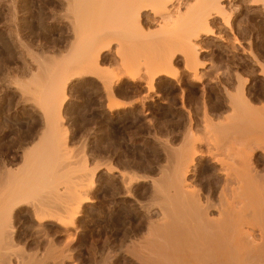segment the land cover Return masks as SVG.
<instances>
[{
    "label": "bare ground",
    "instance_id": "6f19581e",
    "mask_svg": "<svg viewBox=\"0 0 264 264\" xmlns=\"http://www.w3.org/2000/svg\"><path fill=\"white\" fill-rule=\"evenodd\" d=\"M65 1H68V3H67L68 5L66 4L67 5L66 7H68V9H67L68 11L66 10V12H67V15L70 14V17H68L67 19L68 20H69V18L71 19V21H69L70 22L69 24H70V27H72V28H68V29H70V30L72 29V32L74 33L73 41L71 42V40H70L71 44L68 48L69 49L68 52L65 55L63 54L62 55L63 57H60L58 59V61H56V63H54L52 61L54 63V65L52 63V66L49 67L48 66L49 64H47V66H46V67H48L47 70H45L46 68L44 69V67H45L44 62H43V64H44L43 68L40 64H38L41 66L42 69H44L42 71V72H44L43 77L42 78H40V76L38 77L42 81L38 80L39 82L38 81H34L32 83L30 82L31 86L28 84H26L28 86H24L25 84H23L22 86H24V87L19 86V87H22L21 89H22V91H24V93L23 92H21V93L22 94L26 93L25 95L30 94L31 96H28V97L33 96L32 98L35 99V101L38 103L40 108L43 110V114H44L43 117L45 119L44 122H45V125L47 128L44 131H41L44 133H42L43 136L41 138L38 137V138H40V140H38L36 138L38 140V143L35 142V143H37L35 146L33 145V147H32V145H31V147H29L30 149H27L28 151L24 149L25 150V152H23L24 157H22L24 159L23 160L24 163H22V165H21V167L22 166L23 167H22V169L20 168L21 170L19 169V167H17V172H19V173L18 174L16 173L17 175L15 173H13L14 176L16 175L15 177H13V174H11L12 175L11 178H9V176H7V174H6L8 179H11V180L9 182L7 180L6 181V182H8L7 184H4V186H0V264H49L50 260L47 259V261L45 263L46 258L43 255L51 257V259L53 258L52 262H54V260H55L54 257L57 258V256H59L61 254L60 250L65 248L64 246L61 249L59 247L60 252L58 251V253H57L55 248H51L49 246L51 248V251L49 250L50 248L48 247L49 249L47 248V250H45L46 253L44 254L45 251L43 249H45V248H42V250L44 252L42 250H40L41 249V244H39L40 240L38 242L36 241L38 243V247L37 246H34V247L39 248V245H40L39 250L42 251L43 254L42 255L40 253H38V254L43 256L45 259L42 257L40 258L38 254L33 255V253H31V252H30V254H32L33 256L32 255L30 256L28 253L26 254L25 250L27 247L23 248V250H21L20 247L23 244H26L27 241L22 242L23 244L19 247L21 240L16 237V235H15L16 230H15L14 224L11 221L12 212L15 209H18L20 204H27L30 202L32 204V208L34 207V209H32V208L31 209L34 211V214H35V216H34L35 218L34 217H32V218L39 221L38 224L43 223L45 221H52V222L54 221L59 226H62V228L65 227L67 229L69 239L70 238L72 239V236L76 231L72 234L70 232H73L75 228L73 230L71 229L72 230L71 231L68 227L71 228V226H72V228H73L75 222H78L77 218L81 212L80 207L83 204L89 203L91 200L90 196H89V189L87 187H85V185L83 184L84 181H82V178L84 176H82L83 174H81L87 168V166L84 165L87 160H85V163L83 164V166H85V167L80 166V168H83V169H81V170H83L80 173L81 175H78V179L82 181V182H80L81 185H80V183H78V184L76 183V182H78L77 181L78 179L76 176L74 177V175H73L74 179L75 178L77 179V180L75 179L76 180V182H75L74 179H73L74 181L71 179L72 175H70L71 178H69L70 176L66 177L65 175H63L64 171L62 169L61 170L63 172L61 170H56L57 172L58 171L62 172V174H60L61 172L59 173L61 175L60 177H59V175H57V176L55 175L56 178L53 177L55 172L53 173L54 170L52 171V169H53L52 167H54V169H56V167H57L56 166L57 163L54 164V166H53V162L57 161L59 163L60 160L63 159V157L66 158L65 156H67V159H68V155H67L68 153L65 154V156L63 155V157L60 154V153H62V151H63L62 154H64V152L67 151V148H68L67 135L64 139V145L62 144L63 146H61V144H60V146H57V143H60V141H58L59 140L58 134L60 133L59 130H61V129H59V128H60V126H62L60 124V122H62L61 121L62 120V110H63L62 109V101H64V100H61V99L64 95H66V94H63V96H62V93L65 92V90H66L65 86H67L66 84H64V81L68 82L70 80L69 79L70 77H71V79L72 78L74 79L76 77L77 78L78 77H81V78L82 77H92V76L97 77L98 79L101 80V82H102L101 84L104 85L106 92H107L106 94L109 97L108 99H110L108 106L106 105L107 106L106 108H108L110 111L118 110L121 108H126V107L130 106V103H131V102H128L129 103L128 104L127 102L125 103V101L120 102L118 100H114L115 99V93H116V92L114 93V91L116 89L113 91V88L115 87V86H113L114 83H116V82L118 83V82L123 81L125 79L126 80L128 79L129 81H131L133 83L141 81V82H145L148 91H153L154 90L153 88H155L154 85L157 82V80L161 79V82H162L163 81L162 78L168 79V78H173V77L175 78L176 77L175 75L177 74L176 73L177 71L175 69H177V68L174 65V62L176 59L180 60L178 57H181V58L183 57L185 59V64H183L182 68L185 67L186 70L184 68L183 69L185 71H187V70L189 71L190 75H188L189 73H186L188 76H190L188 79L190 80L192 78L190 81L192 82V80H193L194 84H195V82L199 81L198 83H199V85H201L200 82L203 81L201 78L208 76V75H206L203 77L202 75L206 74V71L209 72L211 69L209 70L207 68L209 66L206 67V70H204L205 67L199 68V67H201V63L200 64L198 63V62H200L199 57H198L199 56L198 55L199 40H200L202 35L208 36L211 34L210 23L213 20L215 15H219L218 18L222 17L221 19L224 20V22L222 21L223 24L230 26L226 22L227 21L230 22L229 16L231 14L228 16L227 15V14H229L228 11L224 12V10H225L224 9L225 6H223L224 0H65ZM226 1H224V2H226ZM248 1L251 2L250 3L251 6L255 7L257 5H262L261 7H263V9H264V0H248ZM246 2H247V0H246ZM260 10H261V8L259 9V11ZM261 13H262V11H261ZM253 14H254V12H253ZM65 17H67V16H65ZM227 17L229 20L227 19ZM262 18H264V17H262ZM260 24L262 25V23H260ZM226 25H225V27H226ZM242 25H240V26H242ZM243 26H245V25H243ZM242 28H244V27H242ZM251 31H250V33H251ZM243 33H244V30H243ZM245 33H246V30H245ZM247 33H249V32H247ZM245 37L243 38L244 40H246ZM248 41H251V40H248ZM248 41H246L245 43L248 44ZM250 43L251 42H249V44ZM225 45L227 46V44H225ZM228 46L230 47V45H228ZM242 47H244V46H242ZM247 48L248 47H246V49ZM249 48H248V50H249ZM224 50L226 51L228 49L225 48ZM248 50H246V51L249 52V54H251V53L253 54V52H250L251 50H249V51ZM228 52H229V50H228ZM252 56H254V54ZM105 59H109V60L111 59V61H112L111 66L112 67H113V63H115L114 67H117L115 72L112 70V68H111V70L108 69L107 67L105 68V66H104ZM184 59H181V60L184 61ZM37 62H38V60L36 61V63ZM180 62H178V64ZM116 64H117V66H116ZM215 67L213 65L212 69L214 70ZM217 68H218V66H217ZM229 68H231V66H229ZM226 69H228V68H226ZM261 70L263 72L262 68H261ZM215 71H213L214 72L213 74L216 75L217 71H216V73H215ZM220 71L221 70H219V72ZM228 71H230V70L228 69ZM174 72L176 74H174ZM203 72H205V73H203ZM179 74L180 73H178L177 76H180ZM220 74H221V72H220ZM222 74H221V76L225 78V76H223ZM234 74H236V73H234ZM262 74L264 75V72ZM209 75H211V74L209 73ZM212 75L208 76V77L212 78L213 77ZM186 76H184V77H186ZM228 76H230V74ZM216 77L218 78L219 76L216 75ZM216 77H213V78H215L214 80H216ZM237 77H238V73H237ZM38 78H35V79H38ZM77 78H76V80H77ZM213 78H212V80H213ZM224 78H223V81L225 80ZM226 78H230V77H226ZM238 78H240L239 81L243 80V79L241 80L242 77H240V76ZM184 79H182V80H184ZM205 79H207V78H205ZM218 79L216 81H219ZM66 80H68V81H66ZM168 80H170V79H168ZM168 80H166V82ZM178 80H181V78ZM189 80H186V81H189ZM212 80H211V82L214 81V80L213 81ZM80 81H83V80H80ZM86 81H88L87 78H86ZM173 81L175 82L174 79H173ZM227 81H229V83H230L231 80L229 79ZM239 81L237 80L238 83H239ZM98 82H99V80H98ZM126 82H128V81H126ZM164 82H165V79H164ZM206 82L208 83L209 81H206ZM219 82L221 83L222 80H220ZM23 83H25V82H23ZM139 83H137V84L139 85ZM177 83L179 85V81H177ZM224 83H225V81L222 82L221 84H224ZM62 84H63V86H62ZM206 84L204 82L202 85L207 86ZM216 84H218V83H216ZM216 84H215V86H216ZM142 85H144V83ZM176 85L177 84H174V86H176ZM239 85L242 86V83H240ZM239 85H237V86L240 88ZM243 85L245 88V84H243ZM212 86L215 88L214 85H212ZM124 87H126V86H124ZM139 87H141V86H139ZM218 87H216L215 90H217ZM220 87L223 88V86H221V85H220ZM238 87H237V90L239 89ZM179 88H181V87H179ZM224 88L228 89V87H226V86ZM241 88L237 91V94H234V95L229 94L227 96L229 99L227 101V102H229L228 103L229 105L226 106V108L223 107V108L227 109L226 111H225V109L223 111H220V109H219L220 107L218 108L219 111L213 110L215 108V106L213 109L211 108L212 110H209L208 108H206L208 106H205L204 112L199 110L200 112H203L202 118H201V115H199V114H198L199 118L197 117V118L192 119V117L189 116L190 123H189V126L187 128L190 127V124H191V126H197L196 131H199V129L203 128L202 129L203 133L200 132V133H202V134H200V137L203 135L202 136L203 138L202 137L199 138V136L196 135L197 132H196V134H194V132L192 130L195 131V129L190 128L191 130L189 131L186 128L188 130V132H186L187 130L184 132H186L188 134L186 135L183 133L184 136H186V137H184V139H185L184 143L182 142L181 143L182 145H180L179 148H177V147L173 148L175 145L170 146L172 148L168 147V148H170L169 149V155L167 152L166 156L167 157L169 156V159L165 157L166 159H168V164H167V162H165L167 164V166L162 165V166H164L162 168V166L160 165L161 166V169H160V166L158 164V162H160V159H162L161 156L164 153L159 157V160H156V161H158L157 162V168L159 166V168H158L159 171H157L158 174L156 172L157 177L153 176V178L150 179L151 181L149 180L152 184L151 190H153V194H151V195H154V197H155L154 198L152 196L153 197L152 199H154V206H153V204H152V206L151 205L148 206V207H153L152 209L151 208H145L144 206H146V204L144 206H142V207H144L142 209H144V210L146 209L143 213V216L145 218L144 220L147 221V225L145 224L146 225L145 227L142 226L143 228H141V229L144 232L141 231L143 234L142 233L139 234L140 236L142 235L141 238L139 237L140 239L137 237L138 243H136V242L134 243V239H132L133 241H130L131 239L129 237L132 236V233H131V235L129 233L130 236L128 238L130 240H128L126 238L124 241V238H123L122 243H123V241H124V243L126 241L130 242V244L126 243V244H128L126 246V248H123V246L125 244H123V246L121 247V249L123 248L122 250L126 249V251H124V252H126V254L128 255L127 258H129V260H130V261L128 260L129 262H127V260L123 261V262H127V264L131 263V261H134L136 264H264V106L261 103H260V106H258V104H257L259 102H263L262 99H261V101L259 100V102H256L257 105H253L254 102L253 103L250 102L251 100L248 98L254 93V91H253V93L247 94V93H250V91H251L250 87L247 89L249 92H246V94L248 96L250 95L248 98L246 97V94L244 92V91H247V90H245L247 87L245 89L244 88L241 89ZM263 88H264V86H263ZM205 89H207V88H205ZM205 89H202V90H205ZM210 89L212 90V87ZM124 90H125V88H124ZM182 90L183 89H180L179 91H182ZM218 90H221V88ZM231 90H230V93H234L233 91L231 92ZM260 90H261L260 93H262L263 92L262 89H260ZM205 91H207V90H205ZM205 91H203V92H205ZM226 91H227L226 94L229 93V90H226ZM203 92H202V94H204ZM220 92L222 93V91H219V93ZM224 92H225V90H224ZM124 93H125V91H124ZM207 93L208 92H205L206 95H207ZM147 94H149V93H147ZM202 94H201V96H202ZM205 94H204V96H205ZM209 94L210 93H208V95ZM118 95H119V92H118ZM126 95H128V94L126 93ZM145 95H146V93H145ZM150 95L151 94H149V96ZM212 96H213V94L210 97H212ZM256 97H258V96H256ZM179 98L181 99V100L179 99L180 101H182V102L185 101L184 99H182V93H181V97H179ZM220 98L223 99L222 97H220ZM253 98L256 99L255 97H253ZM202 99L204 100V97ZM208 99H209V97L206 100H208ZM216 99H217V96L215 98V101H217ZM221 99H219V101H220L219 105L222 104ZM254 99H252V101ZM203 100H201V101H203ZM208 101H210V100H208ZM223 101H225V100L223 99ZM255 101H258V100L256 99ZM189 102H190V100H189ZM196 102H198V101H196ZM199 102H200V100H199ZM207 102L204 103V105L205 104L207 105ZM213 102H212V104L216 103V102H214V103ZM190 103L192 104V102H190ZM183 104L181 103V105H183ZM191 104H190V107H191ZM185 105H183V106H185ZM193 105L194 104H192V106ZM261 105H262V107H261ZM176 106H178V105H176ZM201 107H202V105H201ZM201 107H198V109ZM177 108L178 107H176V109ZM191 108H189V109H191ZM185 109H188V108L185 107ZM196 109H194V110H196ZM199 111H198V113H200ZM182 112L185 114V111H182ZM189 112H190L189 114L192 115L194 111L192 112V114H191V111H189ZM196 114L197 113H195V116H196ZM179 115L178 116L176 115V116L180 117ZM40 117H42V114ZM183 117H184L183 119H185V116H183ZM42 119H41V122H42ZM183 119L181 118V120H182V122L180 124L181 126H182V123L184 122ZM176 122H178V121H176ZM188 122H189L188 118H187V122L185 119V123L187 124ZM185 123H183V124H185ZM176 125H177V123H176ZM178 126H179V124H178ZM179 128H178V130H179ZM174 131H175V129H174ZM154 136H156V133ZM31 137H30V139H31ZM26 138L29 139V137H26ZM32 138L35 139L34 137H32ZM158 138L159 137H157V145H160L162 143V142H160V139L162 137L159 138V140H158ZM23 139H20V141ZM25 139H24V141H25ZM28 139H27V141H28ZM30 139H29V141L31 142L32 140H30ZM178 140H179V138H178ZM182 140H183V138H182ZM27 141H26V143H27ZM54 141L55 142L58 141V142H56V145H55ZM155 141L156 140H154V142ZM158 141L160 142V144H158ZM161 141H164V140L161 139ZM26 143L24 142L23 144H26ZM164 143L166 144V141L163 142L161 147H163ZM178 143L177 144L174 143V144L178 145ZM28 145H30V144H28ZM157 145H156V147H157ZM169 145H167V146H169ZM25 147L27 148L26 145H25ZM60 147H64L63 150ZM164 147H166V145ZM19 148H20V146H19ZM158 148H160V147L158 146ZM165 149L163 148V150L161 152H166ZM24 150H22V151H24ZM60 150H62V151L60 152ZM69 150H70V147H69ZM15 151H17V150H15ZM158 151H159V153H161L160 150H158ZM167 151H168V149H167ZM56 152H58L57 155H56ZM10 153H11V151L8 152L7 155ZM258 153L261 154V156H262L261 158L263 160H258V156H257ZM12 154L14 155V151ZM19 155L21 156V154H19ZM15 156H13V157H15ZM57 156H61V159H59V157H57ZM164 156H163V158H164ZM13 157H12V159H13ZM16 157L14 158V160L15 159L17 160L18 157L17 158ZM5 160L9 161V159H5ZM14 160H13V162H14ZM64 160L65 159H63L62 162ZM152 161H154V160H152ZM152 161H149V163ZM205 161H207L210 164V166H208V168L203 167V169H204V171H203L201 169V165L204 164L203 162H205ZM62 162H60L61 165H64L65 163L62 164ZM65 162H66V160H65ZM155 162H153V163L155 164ZM19 163H20V161H19ZM145 163H147V162H145ZM160 163H162V162H160ZM3 164H0V166L1 165L4 166ZM16 165H18V164H16ZM145 165H147V164H145ZM13 166H14V164H13ZM67 167H68V165H67ZM102 167H104L103 164H102ZM105 167H107V166H105ZM148 167L149 166L147 165L146 170H145V168H143V169L145 171H147L149 169ZM152 167H153V165H152ZM209 167H210V169H209ZM65 168H64V170H65ZM95 168H98V167H95ZM107 168L109 169V166ZM108 169H107V171H108ZM110 169L112 171L114 170L113 167ZM1 170H4V169H1ZM12 170H14V169H12ZM66 170H67V168H66ZM96 170H93V171H96ZM104 170L106 171V169H104ZM150 170L151 169H149V171ZM69 171L71 173L75 172L74 170L71 171L70 168H69ZM69 171H67V173ZM10 172H8V175H10ZM111 172H109V173H111ZM127 172H126V174H125V171L120 172L119 174H121V175L125 174V176H126L129 174V173L127 174ZM141 172H143V171H141ZM84 174H87V171H86V173L84 172ZM93 174H92V176H93ZM104 174H106V173H104ZM148 174L150 175L151 173H148ZM2 175H3V173H2ZM2 175H1V177H2ZM62 175L66 177L67 181H65V178H64V184L61 187V185H62L61 183H63L62 182L63 178L61 179ZM144 175H146V174H144ZM85 176L87 177V175H85ZM132 176L136 178V176H134V175H132ZM99 177H101V176H99ZM121 177L126 178L127 176L126 177L121 176ZM131 177H130V179L132 180ZM12 178H14V179H12ZM52 178H55V180H53ZM57 178L60 179V181ZM67 178H69V180ZM107 178H108V176H107ZM115 178H119V176L115 177ZM123 178H122V180H123ZM135 178H133V180H132L133 182H135L134 181ZM146 178L145 179L148 180L149 177H146ZM141 179L144 180V177L141 176ZM4 180H5V178H4ZM57 180H58L59 184L57 183ZM83 180H84V178H83ZM108 180H112V179H106L107 182H108ZM114 180L115 179L113 178L112 181H114ZM116 180L118 182V179H116ZM122 180H120V181L123 182ZM125 180H127V179H125ZM129 180H128V182H129ZM131 180H130V184L132 182ZM88 182H91V180L90 181L88 180ZM133 182H132V184H133ZM1 183H2V181H1ZM1 183H0V185H1ZM84 183H86V182H84ZM112 184L114 185V183H112ZM115 184H116V182H115ZM122 184L123 183L118 184V185L121 187ZM136 184H138V183H136ZM135 185L133 184V187ZM115 186H117V185H115ZM131 186L132 185H130V188L132 189ZM142 186H144V185H142ZM149 186H151L150 183H149L148 187ZM115 188L117 189V187H115ZM115 188H114V190H115ZM128 188L129 187H127V189ZM135 189H136V186H135ZM44 190H45V192H44L45 194L50 193L49 196L51 195V199L49 197V198H46L45 200L43 199L44 202H41L42 199L41 200L36 199L37 198L36 193H40L41 191L43 192ZM122 190H124V189H121V191ZM115 191H117V190H115ZM149 191H147L148 194H150ZM129 192H130V190H129ZM121 193H119V194H121ZM131 193H132V191H131ZM133 193L132 194L126 193V195L132 196ZM40 194L38 196H40ZM123 194H125V192ZM46 195L42 196L41 198L47 197ZM144 195H143V197H145ZM147 196L149 197V195H147ZM147 196L145 198H148ZM127 198H128V196H127ZM47 199H49V200H47ZM135 200H137V199H135ZM144 200H146V199H144ZM35 201H38V204L36 203V205H35L34 204ZM151 201L152 200H150V202ZM135 202L137 203V201H135ZM150 202H148V204ZM31 204H30V206H31ZM143 204H144V202L142 203V205ZM138 207H140V206H138ZM141 213H140V215H141ZM34 214H32V215H34ZM56 223H54V225ZM142 223L143 222H141V224ZM140 226L141 225H139L138 227H140ZM37 229H38V227H37ZM135 229L136 228H134V230ZM44 230H43V232L45 233ZM48 231H47V233H48ZM125 231H126V229H125ZM137 231H139V230L137 229ZM137 231L135 232V234L138 233ZM65 232H66V230H65ZM115 232H118V231L115 230ZM128 232H130V231H128ZM131 232H133V231L131 230ZM122 233H123V231H122ZM126 233H127V231H126ZM46 234H45V236L47 238L48 235H46ZM111 234H113V232ZM49 235L51 237L52 234H49ZM66 235H65V237H66ZM114 235H112V236H114ZM53 236H54V233H53L52 237ZM125 236H123V237H125ZM135 236L136 235H134L133 237H135ZM46 238H45V240H46ZM52 239H53L52 241H54L55 238H52ZM73 239H72V241H73ZM119 239H121V238H119ZM105 241H107V243L110 242L108 240H105ZM105 241H104V244L106 243ZM18 242H20V243L18 244ZM48 242H50V240H48ZM66 242H67V244H69L70 241L69 242L66 241ZM95 242H97V241L95 240ZM113 242H115V241H113ZM54 243H55V241H54ZM29 244H30V242H29ZM34 244H35V242H34ZM34 244H32V245H34ZM56 244H57V242H56ZM71 244H72V242H71ZM99 244H101V243H99ZM48 245H49V243H48ZM48 245H46V246H48ZM110 245H108V246H110ZM112 245H113V247L116 246L115 244H112ZM112 245H111V247H112ZM119 245H122V244H119ZM44 246H42V247H44ZM53 246H55V245H53ZM58 246H56V248H58ZM30 247L33 250L34 247L33 246H30ZM94 247H93V249H95ZM96 248H98V247H96ZM53 249H55V250H53ZM66 249L68 250V247ZM66 249H64V250H66ZM69 249H71V247H69ZM27 251H29V250H27ZM47 251H49V252L54 251V254H52L53 256L55 255V251H56V255L57 254L58 255L54 256V257L50 256V254H47ZM66 251H65V253H66ZM69 251L70 250H68V253H69ZM95 251H97V250H95ZM112 251H113V249H112ZM114 251H116V250H114ZM121 251H119L118 253H121ZM37 252H36V249L34 248V254ZM114 254H116V252ZM60 257H62V255H60ZM60 257H58L56 260L61 259ZM64 257L65 258L69 257V255H65V256H63V258ZM119 257H121V256H119ZM65 258L62 260H65ZM108 258H110V257H108ZM124 258L122 256V260ZM66 259H68V258H66ZM69 259H71V256L69 257ZM56 260H55V262H57ZM62 260H61L60 264H67V263H64V261H62ZM71 261L68 260V262H71ZM105 261L103 260L102 263ZM58 262H57V264H58ZM73 263H74V260H73Z\"/></svg>",
    "mask_w": 264,
    "mask_h": 264
},
{
    "label": "rangeland",
    "instance_id": "374dc122",
    "mask_svg": "<svg viewBox=\"0 0 264 264\" xmlns=\"http://www.w3.org/2000/svg\"><path fill=\"white\" fill-rule=\"evenodd\" d=\"M224 1H226V0H224ZM224 1H223V6H225L224 12L228 11L229 14L226 13L228 16L231 14L229 16L230 22H228V21L226 22L230 26L223 24L224 20L221 19L222 17L218 18L219 15H215L216 17L214 16L213 20L210 23V31H211L212 35L211 34L208 36L202 35L200 40H199V47H198V55L199 56L198 57H199L200 62H198V63L199 64L201 63V67H199V68L205 67L204 70H206V67L209 66L207 68L209 70L211 69L209 72L206 71V74L202 75L203 77L206 75L211 76L214 73L213 71L216 70L217 73H216V71H215V73H216V75L219 76L218 77L219 79L216 77L215 74H213L212 76L216 77V80L217 79L219 81L222 80V82L225 81V83L227 85L225 83H224L225 85L221 84L222 82L220 83L219 81L214 80L215 78L212 77L214 80L213 81L212 78L208 77V76L201 78L203 80L200 82L201 85H199V83H198L199 81L195 82V84H194L193 80H192V82L190 81L192 78L190 80L188 79L190 77V76H188V75H190L189 71L188 70L185 71L186 70L185 67H183L185 70L182 68L183 64H185V59L183 57L182 58L178 57L180 60L176 59L174 62V65L177 68V69H175L177 72L176 71L175 72L177 74L180 73L179 74L180 76H177V74L174 72V74H176L175 76L177 77V78L175 77L176 79L174 77L168 78L170 80H168L167 78H164L165 82H164L163 78H162V80H163L162 82H161V79L157 80V82H156L157 84L155 83V85H154L155 88H153L154 90L152 89L153 91H148L145 82H141V81L134 82L135 83L134 84L133 82L129 81L128 79L127 80L122 79L123 81H120L118 83L117 82L114 83L113 86H115V87L113 88V91L115 89L117 90V91L116 90L114 91V93L116 92L114 100H118L120 102L125 101V103L126 102L127 103L131 102V103H130V106H128L126 108H121L118 110L110 111L108 108H106L109 104L110 99H108L109 97L106 94L107 92H106L104 85L101 84L102 83L101 80L98 79L97 77H94V76L82 77V78L78 77L79 79L76 77L77 80H76V78L71 79V77H70L69 81L66 80L68 82L64 81V84H66L67 86L64 85L66 87V90H65V92L62 93V96H63V94H66V95H64L65 97L63 96L61 99V100H64V101H62V109H63L62 110V120H61L62 122H60V124L62 126H60V128H59V129H61V130H59L60 133L58 134V138H59L58 141H60V143H57V146H60V144H61V146L64 145V139L67 135V138H68L67 139V142H68L67 151L64 150L65 152H64V154H62L63 153L62 150L64 147H60L62 149V150H60V152L62 151V153H60V154L63 157V155L65 156V154L68 153L67 154L68 159H67V156H65L66 158L63 157V159H65L66 162H65V160L62 162L63 159L60 160V162H62V164L65 163L64 165H61V163L60 162L58 163L57 161L53 162V166H54V164L57 163L56 164L57 167L55 166L56 169H54V167H52L53 168L52 171L54 170L53 173L55 172L53 177L56 178L57 175H59V177H60L61 176L60 174H62L63 171H64L63 175H65L66 177H69L70 175H72V178H71V176L69 177L72 180L74 179L75 176L78 179V175L83 174L82 176H84L83 177L84 180L82 178V181L86 182V183L83 182V184L85 185V187H87L89 189V196H90L91 200L89 203L83 204L80 207L81 212L77 218L78 222H75V224H74L75 227L74 226H73V228H72V226H71V228L68 227L70 230L71 229L73 230L74 228L76 229V230L74 229L73 232L69 231L72 234L76 231L75 232L76 234L75 233L73 234L74 237L72 236V239L74 238L73 241L71 238L69 239L67 229L65 227H63L64 228L63 229L62 226H59L54 221L53 222L56 223L55 225L52 221H45L43 223L38 224L39 221L34 219L35 214H34V211L32 210V209H34V207L32 208V204L30 202L29 203L31 204V206L29 203H27L28 205L27 204H20L21 206L19 205V208L15 209L13 211L14 213L12 212L11 221L14 224V227L16 230L15 231L16 237L21 240V243L18 242V244L20 243L19 247L23 244L22 242L27 241V243H26L27 245L23 244L21 246L22 248L20 247L21 250H23V248L27 247L26 250L24 249L26 254L28 253L31 256L32 255V254H30V252H31V253H33V255H36L38 253H40L42 255L43 252L45 250H47V248L49 246L51 248H55L57 253H58V251L61 248H63V246H64L65 248L60 250L61 251L60 255H62V257H60V255L57 256L58 254L56 255V251H55L54 256H57V258L60 257L61 259H59V260H56L57 258H55L52 255V254H54V251H52L53 253L47 251V254H50V256H53L57 262L59 261L58 264H60L61 260L65 258V257L63 258V256H65V255H69V257L71 256V259H69V257H66L68 259L65 258V260H62V261H64V263H67V264H72L73 260H74L73 264H124V263L127 264V262H129L130 260H129V258H127L128 255L126 254V252H124V251H126V249L125 250H122V249L126 248V246L128 245L126 243L130 244V242L126 241L124 243V241L127 238L128 240L131 239L130 241H133L132 239H134V243L135 242L138 243L137 239L139 237L141 238V236H142V235L141 236L139 235L140 233H142L141 231H143L141 228H143L147 225V221L144 220L145 218L143 216V213L146 209L144 210L142 208L145 207V208H151L152 209L153 207H148V206L149 205L152 206V204L154 206V199H152L154 197V195H151V194H153V190H151L152 184L150 182L151 181L150 179H152L153 176L157 177L156 175L158 174L157 171H159L158 168L160 165L161 166L162 165L167 166L169 156L167 157L166 155H167V152L169 155V149L172 148L170 146L175 145L173 148H176V147L179 148L180 145H182L181 143L182 142L184 143V140H185L184 137H186V136H184V134L187 135L188 133H186V132H188V130L190 131L191 130L190 128L195 129V131L194 130H192V131L194 132V134H196V132H197L196 135H198L199 138H201L203 136L202 135L200 137V134L203 133V130H202L203 128L199 129V131H196L197 126H191V124H190V127L187 128L189 126V123H190L189 116H191L192 119H194V118H197L199 115H201V118H202L205 106H208L206 108H208L209 110H212L215 106V108L213 110L219 111V109H220V111H223L226 108V106L229 105L228 104L229 102H227L229 100L227 96L229 94H233V95L237 94V91L241 87L244 88L243 84H245V88L247 87L246 89L244 88L245 90H247L250 87V90L252 91V92L250 91V93H247V94H251L254 91V93L252 94L253 96L249 95L250 97L246 94V92H249V91L248 90L244 91L246 94V97L247 98L249 97L248 99L251 100L250 102L251 103L254 102L255 104L253 103V105L258 104V106H260V103H261L264 106V103H263L264 102V99H263L264 98V95H263L264 94V88H263V86H264V75L262 74L264 72V21H263L264 18H262V17H264V9H263V7H261L262 5H257L259 8L257 6H255V7L251 6V4H250L251 2L248 0H247L248 3L246 2V0H227L226 2H224ZM67 3H68V1H65V0H0V164L4 163L3 164L4 166L1 165L3 168L0 166V170L4 169V170L0 171L1 172L0 173V183L2 181L0 186H4V184H7L11 180V179H8L7 176H9V178H11L12 177L11 174H13V173L18 174L19 173V172H17V167H19V169L20 168L22 169V167H23V166L21 167L22 163H24V161H23L24 159L22 158V157H24L23 152H25V150H27V149H30L29 147H31V145H32V147H33V145L35 146L38 143V140H40V138L43 136L42 133H44V132H41V131H44L47 128L45 125V122H44L45 119L43 117V115H44L43 110L40 108V106L35 101V99L32 98L33 96L28 97V96H31L28 93H27L28 95H25L26 93L22 94L21 92L24 93V91H22L21 88L24 86H28V85L31 86L32 82L40 80V78L43 77V73H44L42 71L45 68H46L45 70L48 69V67H46L47 64H49L48 65L49 67L52 66L53 62L56 63V61H58V59L60 57H63L62 56L63 54L65 55L68 52V50H69L68 48H69V46H70V44L74 38L73 37L74 33L72 32V29L71 30L68 29V28H72V27H70V24H69L70 23L69 21H71V19L70 18H69V20L67 19L68 17H70V14L67 15V12H66V10L68 9V7H66L68 5ZM260 8H261V10L259 11ZM261 11L263 14L261 13ZM253 12H254V14H253ZM65 16H67V17H65ZM227 19H228V17H227ZM260 23H262L263 26ZM242 24L245 26H243ZM225 25H226V27H225ZM240 25H242V26H240ZM240 27L241 28L244 27V28L241 29ZM243 30H244V33H243ZM245 30H246V33H245ZM250 31H251V33H250ZM247 32H249V33H247ZM249 35L250 36L252 35L251 36L252 38ZM244 37L246 40L243 39ZM70 40H71V42H70ZM248 40H251V41H248ZM246 41H248V44H249V42H251V43L248 45L247 43H245ZM225 44H227V46ZM228 45H230V47ZM242 46H244V47H242ZM246 47H248V48L250 47L249 50H251L250 52H253L254 56H252L253 55L252 53L249 54V52L246 51V50H248V48L246 49ZM223 48L228 49L229 52H228V50L225 51ZM181 59H184V61ZM37 60H38V62L36 63ZM43 62L45 64L44 69H42L43 65H44ZM178 62H180V63L178 64ZM54 63H53V65H54ZM104 63H105L104 64L105 68L107 67L110 70L112 68V70L114 72L116 71L117 67H114L115 63H113V67L111 66L112 65L111 59L110 60L105 59ZM38 64H40L42 66V68ZM213 65H214V67L216 66L214 68V70L212 69ZM116 66H117V64H116ZM217 66L219 69L217 68ZM229 66H231L232 69L229 68ZM226 68H228L230 71H228V69H226ZM261 68L263 69V72H262ZM219 70H221L220 72H221V74L223 73L222 75L225 76V78L221 76ZM233 72L236 74H234ZM186 73H189V74L187 75ZM203 73H205V72H203ZM209 73L211 75H209ZM237 73H238V77L239 76L242 77L241 78V80L243 79L242 81H239L240 78L237 77ZM229 74H230V76H228ZM39 76H40V78H38ZM184 76H186V77H184ZM226 77H230V78H226ZM35 78H38V79H35ZM86 78L89 82L86 81ZM180 78H181V80H178ZM184 78L185 79L187 78L186 80H189V81H186ZM205 78H207V79H205ZM223 78L225 79L224 81H223ZM173 79L175 80V82L173 81ZM182 79H184V80H182ZM204 79L206 81H209V82L207 83ZM229 79L231 80L230 83H229V81H227ZM80 80H83V81H80ZM91 80L92 81L94 80V81L92 82ZM98 80H99V82H98ZM166 80H168L169 82L168 81L166 82ZM176 80L179 81V85L181 84L180 86L178 85ZM211 80L213 82H211ZM237 80L239 81V83L237 82ZM40 81H42V80H40ZM126 81H128V82H126ZM23 82H25V83H23ZM204 82H205V84L207 83L206 84L207 86L202 85ZM137 83H139V85ZM141 83L142 84L144 83L145 86L142 85ZM216 83H218V84H216ZM240 83H242V86L239 85ZM23 84H25V85L22 86ZM26 84H28V85H26ZM174 84H177L181 88H179L177 85L174 86ZM215 84H216V86H215ZM212 85H214L215 88ZM220 85L223 86V88L220 87ZM237 85H239L240 88ZM19 86H22V87H19ZM62 86H63V84H62ZM124 86H126V87H124ZM139 86H141V87H139ZM225 86L228 87V89H225L224 88ZM211 87H212V90L210 89ZM216 87H218L217 90H215ZM237 87L239 88L238 90H237ZM124 88H125V90H124ZM201 88L202 89L207 88V89H205L207 91L202 90ZM220 88H221V90H218ZM180 89H183L184 91L183 90H182L183 92L179 91ZM223 89L225 90V92ZM260 89H262V91H263L262 93H260V91H261ZM226 90H229V93L226 94V92H227ZM230 90H231V92L233 91L234 93H230ZM124 91H125V93H124ZM203 91L208 92L210 94L208 95V93H207V95H206L205 92H203ZM219 91H222V93L220 92L221 93L220 94ZM118 92H119V95H118ZM202 92L205 94V96H204V94H202ZM126 93L128 95H126ZM145 93H146V95H145ZM147 93H149L151 95L149 96V94H147ZM181 93H182V99L185 100L183 102L180 101L181 99L179 98V97H181ZM201 94H202V96H201ZM212 94H213V96L210 97ZM216 96H217L216 100L218 102L215 101ZM256 96H258V97L260 96L261 98L259 97L260 98L259 99ZM203 97H204V100L202 99ZM208 97H209L208 100H210V101L206 100ZM220 97H222L226 102L223 101V99H221ZM253 97H255L258 101H255L256 99H254ZM210 98L211 99L213 98L212 100L216 103H214ZM251 98L254 100L252 101ZM198 99L200 100L201 103L199 102ZM219 99H221L223 101V102L221 101L222 104H220V105H219V103H220ZM261 99L263 102H259V100L261 101ZM189 100H190V102H192V104H194L193 106L189 102ZM201 100H203V101H201ZM196 101H198L199 103ZM206 102H207V105L206 104L204 105V103H206ZM212 102L215 105L212 104ZM256 102H259V103L256 104ZM181 103L182 104L184 103L183 105H185V104L186 105L183 106V105H181ZM190 104H191L192 108L190 107ZM176 105H178V106H176ZM201 105H202V107H201ZM176 107H178V108L176 109ZM185 107L188 109H185ZM198 107H201L202 109L201 108L198 109ZM223 107H225V108H223ZM261 107H262V105H261ZM189 108H191L192 110ZM194 109H196L197 111ZM199 110L203 111V112H200ZM226 110L227 109H225V111ZM182 111H185V114ZM189 111H191V114L193 111L194 112L192 115H190ZM198 111L200 113H198ZM195 113H197L196 116H195ZM41 114H42V117H40ZM176 115L177 116L179 115L182 119L184 118L183 116H185L186 122H187V118H188V120H189V122L187 123L188 125L185 123V119H183V121H184L183 123H185L186 125L182 123V126H181L180 124H181L182 120L180 117H177ZM41 119H42V122H41ZM175 120L178 122H176ZM174 121L177 123V125ZM178 124H179V126H178ZM154 126L156 128L158 127L159 129L158 128L156 129ZM178 128H179V130H178ZM174 129H175V131H174ZM184 131H186V132H184ZM200 132H202V133H200ZM155 133H156L157 137H159V138L162 137L161 139L164 140V141H161V139H160V142H162L161 144L158 141V144H160V145H157V137L154 136ZM31 136L34 137L35 139L37 138L38 140L36 139L37 140L36 141ZM24 137L25 138L29 137V139L31 137L30 140H32V141L30 142L28 138L25 139ZM38 137H40V138H38ZM181 137L183 138V140ZM23 138L25 139V141ZM159 138H158V140H159ZM178 138H179V140H178ZM20 139H23V140L20 141ZM27 139H28V141H27ZM154 140H156V141L154 142ZM23 141L25 143L27 141V143L23 144L24 143ZM58 141H56V142H58ZM165 141H166V144L164 143L163 147H161L163 142H165ZM35 142H37V143H35ZM56 142H55V145H56ZM174 143H176V144L178 143V145H176ZM28 144H30V145H28ZM25 145L27 146V148L25 147ZM156 145H157V147H156ZM165 145L167 148L164 147ZM167 145H169V146H167ZM19 146H20V148L21 147L22 148L20 149ZM158 146L161 149L158 148ZM69 147H70V150H69ZM168 147H170V148H168ZM163 148L164 149L166 148L165 149L166 152H161L163 150ZM14 149L17 151H15ZM167 149H168V151H167ZM22 150H24V151H22ZM158 150H160L161 153H159ZM10 151H11V153L7 155V153ZM13 151H14V155L12 154ZM58 152H56V155ZM19 154H21V156ZM11 156L12 157L15 156L17 158V160L16 159L14 160L15 157H13V159H12ZM61 156H57V157H59V159H61ZM160 156L162 158V159H160V162H162V163L156 161V160H159ZM163 156H164V158H163ZM257 156H258V160H263L261 158L262 156L260 153H258ZM165 157L168 159H166ZM5 159H9V161H7ZM13 160H14V162H13ZM85 160H87L86 161L87 164L85 163ZM152 160H154V161H152ZM19 161H20V163H19ZM149 161H152V162L149 163ZM145 162H147V163H145ZM153 162H155V164ZM157 162L159 164L158 168H157ZM165 162H167V164ZM205 162H203L204 164L201 165V169L203 171H204L203 167L208 168V166H210V164L207 161H205ZM15 163L18 165H16ZM7 164L8 165L10 164V165L8 166ZM13 164H14V166H13ZM83 164L87 166L85 171L81 170L83 168H80V166L85 167V166H83ZM102 164L104 167L109 166V169L107 167H105V168L102 167ZM145 164H147L149 166L148 168L151 169L150 170L151 172L149 171L148 168H147L148 170L145 171L146 166H147ZM67 165H68V167H67ZM152 165H153V167H152ZM111 166L114 168V170H113L114 172L110 169V168H112ZM161 166H160V169H161ZM164 166H162V168ZM65 167L67 168V170ZM95 167H98V168H95ZM64 168L66 171L64 170ZM69 168L71 169V171L74 170L75 172L71 173L69 171ZM143 168H145V170ZM12 169H14L15 171ZM104 169H106V171ZM107 169L109 172H111V171L112 172L109 173L107 171ZM209 169H210V167H209ZM56 170H61L62 172L60 171L61 172L60 173L59 171L57 172ZM93 170H96V171H93ZM67 171H69L70 173L69 172L67 173ZM82 171H83V173H81ZM86 171H87V174H84V172L86 173ZM124 171H125V174L128 171L127 174L128 173L129 174L126 175L127 177L123 173H122L123 175L119 174L120 172H124ZM141 171H143V172H141ZM8 172H10L11 176L8 175ZM156 172H157V174H156ZM2 173H3V175H2ZM104 173H106V174H104ZM148 173H151V174L149 175ZM6 174H7V176H6ZM92 174H93V176H92ZM144 174H146V175H144ZM1 175H2V177H1ZM63 175L61 177V179L63 178L62 179L63 183H61L62 184L61 187L64 184V178H65V181H67L66 177ZM73 175H74V177H73ZM85 175H87V177ZM112 175L113 176L115 175V176L113 177ZM132 175L136 176V178L133 177ZM15 176L13 174V177H15ZM99 176H101V177H99ZM107 176H108V178H107ZM118 176H119V178H115ZM121 176H124L126 178H123ZM141 176L144 177L145 181L143 179H141ZM85 177L89 181L91 180V182H88V180ZM130 177L132 178V180H133V178H135V180H134L135 182H133L130 179ZM146 177H149L148 180H146L147 179ZM4 178H5V180H4ZM55 178H52V179L55 180ZM69 178H67V179L69 180ZM113 178L115 179L114 181H112ZM122 178H123V180H122ZM128 178L133 182L134 185L136 183H138L135 185L136 189H135V186L133 187L132 182L130 184V180ZM12 179H14V178H12ZM106 179H112V180H108V182H107ZM116 179H118V182L120 180H122L123 182L120 181L118 183ZM125 179H127V180H125ZM7 180H8V182H6ZM58 180L60 181V179H58ZM58 180H57V183H58ZM76 180H75V182H76ZM128 180H129V182H128ZM77 181H78V182H76L77 184L82 182L79 179ZM147 181L150 183L151 186L148 187L149 183ZM115 182H116V184H115ZM110 183L111 184L114 183V185L112 184L113 185L112 186ZM121 183H123L121 185L122 188L118 185ZM80 185H81V183H80ZM115 185H117V186H115ZM123 185L124 186L126 185V186L124 187ZM130 185H132L131 186L132 189L130 188ZM142 185H144V186H142ZM113 187L114 188L117 187V189L115 188V190H117L118 192L120 191L119 193H121L122 191L123 192L121 194H119L117 191L114 190ZM127 187H129L128 189L130 190V192L127 189ZM121 189H124V190L121 191ZM131 191H132V193L134 192L135 194L133 193L132 196L126 195V193L132 194ZM147 191H149L150 194H148ZM44 192H45V190L43 192L41 191L40 192L41 194L36 193V196H37L36 199H38V200L42 199L41 202H44V200L46 198H49V197L51 199V195L49 196L50 193H46L47 194L46 195ZM124 192H125V194H123ZM39 194H40V196H38ZM45 195L47 197L41 198L42 196H45ZM143 195L145 197L147 195H149V197L147 196L149 199L143 197ZM127 196H128V198H127ZM135 199H137V200H135ZM144 199H146L148 202H150V200H152L151 201L152 203L150 202L148 204V202ZM47 200H49V199H47ZM135 201H137L138 204ZM143 202H144V204L142 205ZM36 203L38 204V201H35L34 204L36 205ZM145 204L147 207L144 206ZM138 206H140V207H138ZM142 206H144V207H142ZM140 211L141 212L143 211V212L141 213ZM31 213L34 215H32ZM140 213L142 216L140 215ZM32 217H34V218H32ZM141 222H143V223L141 224ZM139 225H141V226L138 227ZM37 227H38V229H37ZM134 228H136V229L134 230ZM125 229H126L128 234L126 233ZM130 229L134 233L131 232ZM137 229L139 231H137ZM43 230L45 231V233L43 232ZM46 230L47 231L49 230L48 231L49 234L53 235V233H54V236L52 237V235H51V237H50V235L47 233ZM65 230H66V232H65ZM115 230L118 232H115ZM122 231H123V233H122ZM128 231H130V232H128ZM136 231L138 232L137 234H135ZM112 232H113V234H111ZM129 233H130V235L132 233L131 237H129L130 236ZM45 234L48 235L49 237L47 236V238H46ZM133 234L136 235L135 236L136 238L133 237L134 236ZM65 235H66V237H65ZM112 235H114V236H112ZM122 235L123 236L126 235V236L123 237ZM45 238H46V240H45ZM52 238H55L54 239L55 243H54V241H52L53 240ZM119 238H121V239H119ZM123 238H124V241L122 243ZM48 240H50L51 243L48 242ZM95 240L97 242H95ZM105 240L110 241V242H108L109 244ZM36 241L37 242L39 241V244H41V249H40V245H39V248H37L38 243ZM66 241H68V242L70 241L69 242L70 245L67 244ZM104 241L106 242L105 243L106 245L104 244ZM111 241L112 242L115 241V242L112 243ZM29 242H30V244H29ZM34 242H35V244H34ZM56 242H57V244H56ZM71 242H72V244H71ZM98 242L101 244L103 243V244L101 245ZM48 243H49V245H48ZM28 244L30 246H33V247L37 246L34 248L36 249V252L37 251L38 252L34 254V248L32 250V248ZM32 244H34V245H32ZM45 244L48 246H46ZM52 244L55 246H53ZM110 244L111 245L115 244L116 246L114 245L115 247H113V245H112V247H111ZM119 244H122V245H119ZM123 244H125V245L123 246ZM108 245H110V246H108ZM42 246H44V247H42ZM56 246H58V248H56ZM66 246L68 247V250H70L69 253H68V250L66 249L67 248ZM122 246H123V248L121 249ZM59 247H60V249H59ZM69 247H71V249H69ZM93 247L95 249H93ZM96 247H98V248H96ZM42 248H45V249H43L44 251L42 250ZM51 248L49 249L50 251H51ZM39 249L42 250L43 252L40 251ZM55 249H53V250H55ZM64 249H66L67 251ZM112 249H113V251L114 250H116V251L113 252ZM27 250H29V251H27ZM95 250H97L98 252ZM65 251L67 254L65 253ZM119 251H121V253H118ZM115 252H116V254H114ZM45 253H46V251L44 252V254ZM40 254H38L40 258L41 257L44 258L43 256H45V258H46L45 263H46L47 259L50 260L49 264H53L55 262V260H54V262H52L53 258L51 259V257H48L46 255L41 256ZM119 256H121V257H119ZM122 256H123V258L125 257L123 260H122ZM108 257H110V258H108ZM68 260H70V261L72 260L71 261L72 263L68 262ZM103 260L104 261L106 260V261L102 263ZM126 260H127V262H123ZM57 262H55L54 264H57ZM128 264H136V263L134 261H131V263H128Z\"/></svg>",
    "mask_w": 264,
    "mask_h": 264
}]
</instances>
